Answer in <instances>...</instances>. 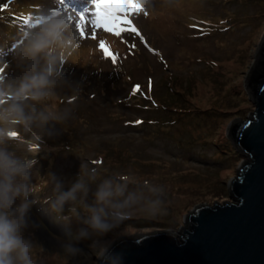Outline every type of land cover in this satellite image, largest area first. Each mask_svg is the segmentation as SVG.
Instances as JSON below:
<instances>
[{"label": "rangeland", "instance_id": "obj_1", "mask_svg": "<svg viewBox=\"0 0 264 264\" xmlns=\"http://www.w3.org/2000/svg\"><path fill=\"white\" fill-rule=\"evenodd\" d=\"M11 1L14 9L11 14H6L7 9L2 7L5 0H0V12L4 13L0 14V66L4 69L0 74L6 79L18 75L14 54L22 37L33 29L30 24L38 18L54 17V10H60V15H71L63 11L59 0ZM257 2L143 0L144 11L130 13L139 35L123 32L119 37L98 29L93 39L89 28L81 38L75 20H72L76 46L72 56L60 65L66 82L57 88L54 103L60 112L67 113V121H73L79 112H84L88 120L79 126L67 123L65 136L74 132L73 138L78 144L82 139L99 144L105 139L125 134L128 136V139H123L125 145L134 147L139 152L138 158L124 162L106 158L105 164H113L117 167L114 172L131 176L141 187L146 179L164 189L162 215L150 217L135 212L131 216L151 218L157 225H169L132 226L129 221L122 223L118 235L110 233L106 240L158 228L177 230L183 224V216L195 204L231 199L229 194L220 197L224 192L220 194L213 186L218 181L226 186L228 179L236 175L244 157L238 149L235 148L237 151L234 152L228 147L226 142L235 146L227 136V129L235 118L247 117L254 106L245 89L244 77L255 58L256 47L264 31V3ZM66 3L79 6L86 4L87 0H66ZM26 10L31 13H24ZM8 17L17 22V26L11 27V32L6 30L3 20ZM206 18L205 23L218 22L221 25L219 30L212 31L214 25L202 21ZM100 40H104L110 52L117 56L115 64L111 56L106 57L99 47ZM133 44L135 47H132ZM170 72L175 78L179 76L186 80L184 86L181 84L186 101L180 103L188 110L209 111V114L201 117L191 114L172 124L169 136L158 132L147 133L148 139L142 135L143 127L133 128L124 124V117L144 113L137 105L139 99L124 96L131 83L139 85L151 81L155 88L156 80L166 75L169 77ZM145 112L150 111L146 109ZM198 122L200 127L195 129ZM58 123L61 126V121ZM58 129L56 124L53 136L63 137ZM23 138L33 139L28 134H24ZM217 146L223 150L222 155ZM40 151L53 164L50 167L47 164L49 170L34 182L36 190L46 186L51 173L61 177L68 185L75 174L76 163L93 154L91 148L83 154H72L62 150L61 146L58 149V145L53 143L43 145ZM36 172L37 166H34L33 177ZM129 190L139 191L132 187ZM50 191L49 188L36 193L38 202L31 210L34 224L25 233L33 244L35 264H96V256L88 247L90 241L81 242L79 246L84 252L80 256L71 258L66 255L61 246L63 237L60 228L41 211L42 207H46L43 204L46 198L43 197H47ZM71 226L77 227L75 220Z\"/></svg>", "mask_w": 264, "mask_h": 264}, {"label": "clouds", "instance_id": "obj_2", "mask_svg": "<svg viewBox=\"0 0 264 264\" xmlns=\"http://www.w3.org/2000/svg\"><path fill=\"white\" fill-rule=\"evenodd\" d=\"M75 46L69 16L48 17L16 47L18 75L6 79L0 74V264H35L33 244L25 234L34 224L31 210L38 202L34 140L55 135L56 123L67 116L54 101L57 88L66 82L60 65L72 56ZM24 134L33 139H24ZM49 183L51 191L41 211L60 228L61 246L71 258L83 254L81 242L90 241L88 247L99 264H122L111 249L112 241L105 238L110 233L118 235L124 220L135 212L156 217L164 211L162 187L144 181V190L132 191L131 176H102L99 167L81 164L67 187L55 173L50 174Z\"/></svg>", "mask_w": 264, "mask_h": 264}, {"label": "water", "instance_id": "obj_3", "mask_svg": "<svg viewBox=\"0 0 264 264\" xmlns=\"http://www.w3.org/2000/svg\"><path fill=\"white\" fill-rule=\"evenodd\" d=\"M244 86L254 106L228 124L227 136L244 155L226 182L231 199L195 204L177 230L114 238L122 264H264V31Z\"/></svg>", "mask_w": 264, "mask_h": 264}, {"label": "trees", "instance_id": "obj_4", "mask_svg": "<svg viewBox=\"0 0 264 264\" xmlns=\"http://www.w3.org/2000/svg\"><path fill=\"white\" fill-rule=\"evenodd\" d=\"M5 3L9 5L6 10L7 11L6 14H11L10 13L11 10L14 9V6H13L14 3H12L11 0H5ZM257 3H264V0H258ZM24 13L30 14L31 11L26 10ZM0 14L3 15L4 13L0 12ZM207 19L208 18L203 19L202 21L204 22V20H207ZM3 20H5L6 30L11 32L10 29L11 27L16 25L15 24L16 20L12 19L11 17L3 18ZM205 24L214 25V28L212 31H214L215 29L219 30V27L221 26L218 22H211V23L208 22ZM127 33H130V32H127ZM156 81L157 82L155 83V88H154V82L145 81L143 84H139V90H136V91H134V88L137 84L133 82L129 86L124 96V97L133 96L134 98L139 99L140 102H137V105L140 107L139 109L141 111H144L143 115L141 116L124 117V124L131 125V127L133 128L143 127L142 135H144L145 137L147 136L146 138L149 137L148 135H146L147 133L155 134L156 132H158L161 135L164 134L165 136H169L170 126L174 124L177 120L179 119L183 120L184 117H187L191 114L196 115V116L199 115L200 117L206 116L209 114V111L200 112L201 110H198L199 112H195L191 109L188 110L187 108L183 106L182 103H180V102L186 101V99L183 98V92H182V87L184 86V82L186 81L185 79L183 80V78H180L179 76L175 78V75H173L172 72H170L169 77L168 75H166L160 80L157 79ZM182 83H183V86H181ZM59 99H61V96H59ZM176 102H179V105L176 106L175 105ZM146 109H148L150 112H145ZM157 109H160V110L157 111ZM153 110L155 112H151ZM87 120L88 119L84 116V112H79L76 115V118L73 119V121H70V120L67 121V118H65L61 120V126L59 123H56L58 124V128H59L58 130L60 131V134H63V137L62 135L54 137V136H49L46 134V135L41 136L39 139L34 140L35 150L33 153V158L36 160L35 166H37V172H36L35 177H33V182H35L36 179L40 180V178L44 176L45 172L49 170L47 169V164L49 165V167L51 163L53 164V161L51 162V160H49V158L45 154L44 156L40 151L43 145L47 143H53L54 145H58V149L61 146L62 150L64 149L67 151H71L72 154H76V153L83 154L87 148L93 149V154L90 157L88 156L86 159L78 161L76 163L75 174L73 175L72 180L76 178V174L81 164H85L89 167H99L101 172L104 171L102 175L108 176V175H112L116 173L114 172L115 171L114 169H116L117 167L114 166L113 164L111 166H107V162L105 164V161H107L105 160L106 158H108V160L113 159L114 161H118V162H121V161L124 162L130 159L133 161L134 159L138 158L139 152H137V150L134 147L125 145L123 139H128V136H126L125 134H119L114 139H109V140L105 139L103 142L99 144H92L91 142H88V141L84 142L83 139L78 144L75 142V138H73L75 136L74 132H71L73 133L71 135L70 134L66 135L68 137L65 136V132L67 131L65 129V126L67 123H72L73 125L79 126L80 124L86 122ZM136 121H140V123L137 124ZM200 121L201 120H199V122ZM199 122L195 125L194 127L195 129L200 127ZM18 135H20V133H18ZM226 143L228 144V147L232 151L235 152L236 150L235 147H233L231 143H228V142ZM217 149H218V152L221 153L220 155H222L223 150L219 148L218 146H217ZM42 159L43 161L41 162ZM145 180L146 179H144V181ZM49 182L46 184V186H43L46 188L41 187L43 189L41 190L40 188L36 190V193H42L44 191H47V189L50 188ZM137 185L139 184L131 183L129 184V188L130 189L131 187L137 188L139 189V191L144 190L141 187V185H139V187ZM65 186L67 187L68 185H65ZM213 189L218 191L220 194L224 192V194H222L220 197L228 196V192L226 191V186L224 184H220L219 181L217 185L214 184ZM47 197H43V198L47 199ZM36 199H38L37 196H36ZM194 201L195 200H193L192 203H194ZM129 221L132 222V224L130 223L132 226H156L157 225V224H153L154 221L151 220V218L141 217V216H130L129 218L124 220L123 224H127ZM166 225H169V224L162 223L161 225H157V226H166Z\"/></svg>", "mask_w": 264, "mask_h": 264}, {"label": "snow or ice", "instance_id": "obj_5", "mask_svg": "<svg viewBox=\"0 0 264 264\" xmlns=\"http://www.w3.org/2000/svg\"><path fill=\"white\" fill-rule=\"evenodd\" d=\"M59 4L62 6L63 11L71 13L69 19L75 20V27L81 38L85 36L89 28L93 39L96 38L98 29L114 33L117 37L123 32H132L139 35V30L133 24L132 19H130V13L144 11L143 0H87L86 4L79 6L67 4L66 0H59ZM8 6L5 3L2 7L7 9ZM60 14V10H54L52 13L54 16ZM145 14L147 13L145 12ZM43 21V18H38L30 26L35 28ZM141 39H143L142 36ZM99 47L103 49L106 57L111 56L114 64L117 62V56L110 52L104 40H100ZM132 47H135V45L133 44ZM3 71L4 69H0V72ZM136 90H139V85L135 86L134 91ZM136 123L138 124L140 121H136Z\"/></svg>", "mask_w": 264, "mask_h": 264}]
</instances>
